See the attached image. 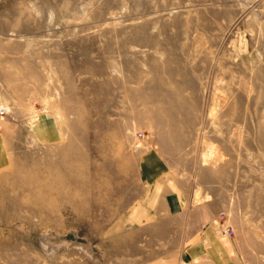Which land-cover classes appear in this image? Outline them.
Listing matches in <instances>:
<instances>
[{"label":"rangeland","instance_id":"1","mask_svg":"<svg viewBox=\"0 0 264 264\" xmlns=\"http://www.w3.org/2000/svg\"><path fill=\"white\" fill-rule=\"evenodd\" d=\"M1 107L0 264H131L147 149L264 264V0H0Z\"/></svg>","mask_w":264,"mask_h":264},{"label":"crops","instance_id":"2","mask_svg":"<svg viewBox=\"0 0 264 264\" xmlns=\"http://www.w3.org/2000/svg\"><path fill=\"white\" fill-rule=\"evenodd\" d=\"M2 144L0 172L10 160L3 138ZM138 170L146 187L139 202L144 201L146 214L155 217L138 225L128 249L123 244L122 254L132 259L131 264H240V239L235 231L229 236L220 232L226 220L218 204L188 207L185 197L169 188V163L156 149L140 153Z\"/></svg>","mask_w":264,"mask_h":264},{"label":"bare ground","instance_id":"3","mask_svg":"<svg viewBox=\"0 0 264 264\" xmlns=\"http://www.w3.org/2000/svg\"><path fill=\"white\" fill-rule=\"evenodd\" d=\"M189 25L187 26V28L185 29V31L183 32V34H187V35L189 34V30L188 29L191 28V26H189ZM179 35H180L179 33H176V34L171 35L170 37L172 39H176V38L179 37ZM170 49L173 52V51H175L176 48L175 47H172ZM215 100L216 101H215L214 110L212 109L213 112L212 111L210 112L212 117H215L216 118V117H218L221 114H226L227 116L231 117L232 119H233V117H237L238 116L236 118V120H238V118L240 117L239 108H240V103H241L240 101L242 100V95L241 96H238V98L236 100V105L237 106L236 105L232 106V103L229 100V97L227 96V94L222 95V96H219L218 95L217 96V99H215ZM163 106H164V103L162 104V107ZM164 111H165L164 109L161 110V112L164 113V115H165L166 112H164ZM225 125H226V123H225ZM210 163H212V162H210Z\"/></svg>","mask_w":264,"mask_h":264},{"label":"built area","instance_id":"4","mask_svg":"<svg viewBox=\"0 0 264 264\" xmlns=\"http://www.w3.org/2000/svg\"><path fill=\"white\" fill-rule=\"evenodd\" d=\"M5 111L4 107L0 108V117H2L3 113ZM221 233L223 235L229 236V235H233L234 234V229H232L230 226H225L222 228Z\"/></svg>","mask_w":264,"mask_h":264}]
</instances>
